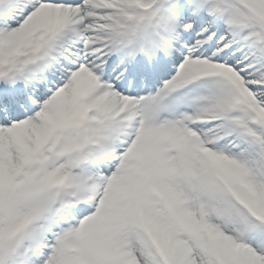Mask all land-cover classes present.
<instances>
[{"label":"snow or ice","instance_id":"snow-or-ice-1","mask_svg":"<svg viewBox=\"0 0 264 264\" xmlns=\"http://www.w3.org/2000/svg\"><path fill=\"white\" fill-rule=\"evenodd\" d=\"M0 264H264V0H0Z\"/></svg>","mask_w":264,"mask_h":264}]
</instances>
